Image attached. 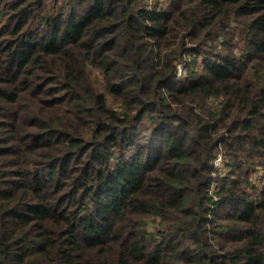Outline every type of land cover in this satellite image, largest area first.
Masks as SVG:
<instances>
[{
	"label": "trees",
	"instance_id": "16d2710c",
	"mask_svg": "<svg viewBox=\"0 0 264 264\" xmlns=\"http://www.w3.org/2000/svg\"><path fill=\"white\" fill-rule=\"evenodd\" d=\"M0 264H264V0H0Z\"/></svg>",
	"mask_w": 264,
	"mask_h": 264
},
{
	"label": "rangeland",
	"instance_id": "374dc122",
	"mask_svg": "<svg viewBox=\"0 0 264 264\" xmlns=\"http://www.w3.org/2000/svg\"><path fill=\"white\" fill-rule=\"evenodd\" d=\"M165 1L166 0H154L153 4H161V3L165 2ZM201 58H202V56L199 55L198 57H196L197 61L195 62V64H193L192 62L189 63L191 65V67H196L197 66L196 68H200L201 67V65H200ZM183 60L185 62H187V61H190V58H185ZM183 66H184V62L182 61L181 68ZM178 73H179V77L183 78L185 76V69H184V71L182 69H180V71H178ZM255 168H256V170H255V172H253V178H252L253 180H254V178H258V177H260L262 175L261 167L260 166H256ZM218 169L220 170L219 172L221 173V175H224L229 170L228 167L223 166V162H222L221 166L218 167Z\"/></svg>",
	"mask_w": 264,
	"mask_h": 264
},
{
	"label": "built area",
	"instance_id": "2783aa9c",
	"mask_svg": "<svg viewBox=\"0 0 264 264\" xmlns=\"http://www.w3.org/2000/svg\"><path fill=\"white\" fill-rule=\"evenodd\" d=\"M153 2H154V0H149V3H150V4H153ZM181 63H182V61L179 62V64H178V71H180V69H183V67L181 68ZM214 164H215V166H217V167L221 166V164H222L221 156H218V157L215 159Z\"/></svg>",
	"mask_w": 264,
	"mask_h": 264
}]
</instances>
